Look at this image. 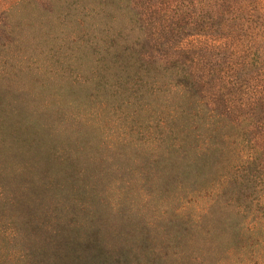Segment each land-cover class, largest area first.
I'll return each instance as SVG.
<instances>
[{
    "label": "rangeland",
    "instance_id": "374dc122",
    "mask_svg": "<svg viewBox=\"0 0 264 264\" xmlns=\"http://www.w3.org/2000/svg\"><path fill=\"white\" fill-rule=\"evenodd\" d=\"M214 1L140 7L148 60L183 54L194 70L206 64L209 82L180 98L159 84L135 108L98 89L96 58L81 33L58 31L56 4L0 0V264H231L250 249L241 198L220 188L249 127L263 135L264 101L231 89L227 52L186 34L182 16L200 21ZM222 1L224 18L239 19L240 0ZM174 107L186 152L163 126ZM198 152L209 154L202 170L191 163Z\"/></svg>",
    "mask_w": 264,
    "mask_h": 264
},
{
    "label": "trees",
    "instance_id": "16d2710c",
    "mask_svg": "<svg viewBox=\"0 0 264 264\" xmlns=\"http://www.w3.org/2000/svg\"><path fill=\"white\" fill-rule=\"evenodd\" d=\"M50 1L59 8L58 31L74 32L75 36L81 33L84 36L83 44L94 54L98 89L110 92L113 96L122 95L131 102L132 107L146 93L155 94L161 84L180 98L195 89V86L199 88V85L209 82L205 75L206 64L194 70L193 65H186L183 54L156 65L148 60L143 52L148 35L144 25V10L140 13V7L149 3V8H153L156 13L157 2L154 4V0H146L145 3L140 1L139 8L137 0ZM222 5V0H215L207 11H204L206 6L201 5L200 11L205 16L200 21L195 12L189 11L183 15L185 29L190 30L186 34L206 37L213 41L214 50L220 54L227 52L229 58L225 63L226 72H222L223 78L230 82L234 91L253 88L251 104L262 103L264 94H261L260 82L264 78V0H240L236 10L242 14L239 19L224 18L225 10L218 8ZM197 59L202 61V58ZM60 64L69 67L71 61L68 59ZM220 64L221 61L217 59L212 66ZM178 109L174 107L171 110L173 113L163 119V126L169 138L177 142L181 151L186 152L185 140L178 139V135L186 128L179 121ZM250 110L251 107L246 114L252 117ZM152 124L155 129L160 127L158 122ZM251 129L249 127L247 130L250 135L248 145L239 152L233 170L225 176L220 188L221 194L235 192L241 198L242 212L246 213L243 227L255 238L251 245H246V248L250 247L246 253H241L239 257V253H231V257L237 256L231 264H264V131L260 138L252 134ZM4 141L0 134V144ZM208 155L207 152H198L191 163L202 170ZM6 203L8 200L2 206ZM12 223L17 229L13 227L12 231L17 235L20 230L15 220ZM255 245L258 247L257 254L249 256L251 247ZM22 257H26V253Z\"/></svg>",
    "mask_w": 264,
    "mask_h": 264
}]
</instances>
